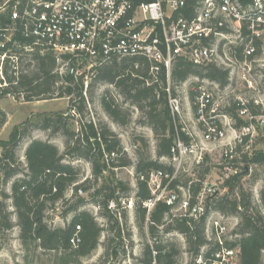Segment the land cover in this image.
I'll list each match as a JSON object with an SVG mask.
<instances>
[{
	"label": "trees",
	"instance_id": "16d2710c",
	"mask_svg": "<svg viewBox=\"0 0 264 264\" xmlns=\"http://www.w3.org/2000/svg\"><path fill=\"white\" fill-rule=\"evenodd\" d=\"M151 2L153 0H139ZM4 0H0V5ZM193 7L188 6L183 10L186 17L192 15ZM0 18L7 20V13H1ZM220 29H224L220 27ZM245 31L242 32L246 43ZM14 39L27 43L19 35ZM255 48L259 51L262 42L254 41ZM241 46H231L230 53L235 58L243 59L240 54ZM255 49V50H256ZM21 74L18 78L17 87L24 90L23 98L31 100L42 96L78 98L83 104V83L80 76L74 77L69 73H58L59 62L57 57L49 51L41 53L38 49L21 55ZM251 57V56H250ZM153 62L145 56L121 57L109 60L92 70L93 78L114 85L124 100L130 103L141 113L139 123L148 126L156 140L155 158L148 154V144L144 138L145 150L137 153L134 164L136 175V191L134 197V218L140 230L147 225L149 237H157V243L151 247L144 244L142 254L135 258L133 264H197L195 258L199 255L204 257L217 247V244L208 239L207 214L218 212L224 217L234 216L237 219L232 231L236 235L230 241V246L238 248L235 264H264V214L252 204L251 191L245 190L241 179L248 173L249 164L264 165V152L259 150L251 154L243 153L242 161L245 162L244 170L236 175L225 178L221 187L225 192L216 193L208 197L205 203L206 214L193 218L187 213L176 215L172 213V206L164 202H157L152 211L147 215L143 201L151 194L147 184L150 171L156 169L172 170L171 164L160 162V158H171V148L174 144L176 133L182 139L188 140L186 134L181 131V126L174 123L168 107V92L177 96L176 87L189 78L198 79L194 86L197 89L202 85L201 80L210 81L223 88L228 84L229 71L215 62L196 63L183 56L176 55L171 61L169 70L163 64H158V69L152 71ZM264 72V69H263ZM195 92H190V101L193 102ZM101 105L108 116L116 123L125 124L129 113L121 114V106L107 94L101 97ZM247 105L254 114L262 112L261 105L253 102ZM239 101L224 106L223 111L232 118L237 119V126L243 121L237 117ZM79 113L83 105L77 107ZM71 116L62 112L42 115L41 128L52 132H61L64 135L65 150L60 152L56 145L40 139H32L25 149V166L21 167L16 156V148L22 137H28L30 130L27 126L15 127L7 140L0 141V184L6 183L14 176L21 174L11 182L9 194L1 191L0 196V233L11 230L14 226L19 228V238L23 245L34 242L36 247L45 251L73 252L76 255H88L99 244V237L104 230L98 224L94 215L87 209H80L86 202V198L78 195V190L89 191L88 179L79 182L78 170L70 163L64 162V158H84L90 164V170L94 182L105 171L108 164L103 160L104 151H114L116 158L110 160L112 166L125 167L132 164L131 160L121 153L119 139L104 123L94 124L91 121L80 122L78 130L69 127ZM6 121V113L0 107V128ZM24 126V125H23ZM240 149V148H238ZM121 154V155H120ZM124 154V156H122ZM211 170L208 156H205L199 165H195L192 176L186 178L184 184H180L177 176L171 183V188L182 198L186 190L190 194L191 207L196 202V196L202 187V181ZM71 190L69 196L67 191ZM129 190L128 184L122 180L96 186L89 194L91 201L98 208L99 215L110 224L113 230V238L107 237L103 242L104 256L108 258L118 255V247L122 246V240L129 237L125 226H121L117 213L108 207L110 200H117L120 192ZM237 193V196L234 194ZM129 198V196H126ZM5 198L11 199L13 210L8 208ZM121 198V197H120ZM73 200L70 204L69 202ZM260 201L264 209V187L260 190ZM69 204L63 211L74 214L71 220L63 226L51 225L46 221L45 212L56 203ZM118 202V201H117ZM121 214V213H120ZM12 215H15L14 221ZM127 215L123 211L124 222ZM121 218V216H120ZM79 226V230L76 229ZM164 226L165 232L176 231L185 239V252L191 258L185 263L178 261L179 248L173 242H163L158 233L159 227ZM77 234L79 241L72 246L70 239ZM115 241V245L112 243ZM153 250L155 253H153Z\"/></svg>",
	"mask_w": 264,
	"mask_h": 264
},
{
	"label": "built area",
	"instance_id": "2783aa9c",
	"mask_svg": "<svg viewBox=\"0 0 264 264\" xmlns=\"http://www.w3.org/2000/svg\"><path fill=\"white\" fill-rule=\"evenodd\" d=\"M189 0H4L0 11L8 19L0 18V95H24L17 87L21 74V55L38 49L41 53L52 52L59 62L58 73L80 76L85 70H92L109 60L121 57L145 56L154 64L152 71L163 64L167 70L174 56H183L196 63L211 62L214 49L208 45L209 38L219 34L218 28L224 21L235 22L245 29L248 39L242 60L250 67L247 59L255 51V40L264 36V0H195L193 14L186 17L183 10ZM218 30V31H217ZM19 35L27 39L24 43L15 40ZM243 39V38H241ZM236 59V58H235ZM237 60V59H236ZM250 89H256L253 81L243 76ZM217 87V85L215 84ZM168 92V107L174 123L181 126L188 140L176 133L171 148L172 170L156 169L149 172L147 184L151 196L143 201L147 215L161 201L176 207L178 193L171 183L181 171L182 160L193 156L199 165L213 147L220 146L218 181H202L196 202L190 205L189 191L178 201L181 214L193 218L206 214L208 197L219 192L225 178L244 170L241 154H251L249 148L254 142L258 127L264 126V107L254 114L247 102L239 99L237 117L243 121L237 126V119L224 113V104L205 85L195 90L192 110L198 126L200 141L191 133L178 96ZM255 105L263 106L254 100ZM203 144L212 145L205 148ZM240 148V149H238ZM264 152V146L261 150ZM114 151L105 153V159L116 158ZM207 177V176H206ZM81 192V190H78ZM108 207L120 214L118 207L133 210L134 197L110 200ZM224 216L218 212L207 214L209 240L217 247L204 257L195 258L197 264H235L238 248L230 246L236 235L228 233ZM79 226L76 229L79 230ZM208 236V234H207ZM79 238L75 233L70 242L76 246ZM151 247L157 237H148ZM153 253L155 251L153 250Z\"/></svg>",
	"mask_w": 264,
	"mask_h": 264
},
{
	"label": "rangeland",
	"instance_id": "374dc122",
	"mask_svg": "<svg viewBox=\"0 0 264 264\" xmlns=\"http://www.w3.org/2000/svg\"><path fill=\"white\" fill-rule=\"evenodd\" d=\"M224 30L219 34H213L209 40L208 45L214 49L212 55V60L218 65L223 66L229 71L228 84L219 88L216 87L214 83L206 80H201L202 85L207 86L214 93L216 97H219L224 106L231 104L235 100L241 99L244 102H254L258 100L263 103L264 107V36H262L259 41L262 45L254 51L253 55L247 59L246 63L250 67L249 75L247 74V66H245L243 52L246 43L241 37H239V26L235 22L224 21ZM241 46L240 54L243 59L238 58L236 60L230 53L231 46ZM93 70H85L83 74L80 75L83 83V95L84 102L80 103L78 98L72 96V101L69 97L56 96V97H45L31 100H25L21 95L14 96H2L0 95V107L6 113V121L0 128V141L7 140L10 136L12 130L21 126L22 128L27 126L30 130V135L28 137H22L16 148V156L18 158L21 167L25 166V149L32 139H40L43 141H48L57 146L60 152L65 150L66 139L61 132H52L48 129H42L40 120L42 115L62 112L69 114L71 118L69 119V127L73 130H78L80 122L91 121L95 125L99 123H104L106 126L115 133L119 139L121 146V153L123 152L127 158H129L132 164L125 167L112 166L110 160L105 159V153L103 160L108 164V171L105 170L94 182L91 174L90 164L84 158H74L68 159L64 158V162L70 163L78 170L79 182L88 179L89 191H78V195L86 198L85 204L80 209H87L90 211L98 224L103 227V231L99 237V244L92 250L88 255H76L73 252H54L45 251L36 247L34 242H29L25 245L22 244L19 238V228L14 226L11 230L0 233V264H133L135 258L140 257L142 254L144 244L148 243V237L150 235L147 225L143 227L142 230L135 223L134 212L135 210H129L123 207H118V211L121 214H117L119 217V222L121 226H125V231L129 233V237H125L122 240V246L118 247V255L116 257L108 258L103 257L104 246L103 242L107 237L113 238V230L110 224L99 215L98 208L94 205L89 197V194L94 190V188L100 185H106L110 182L114 184L116 180H122L128 184L129 190L126 192L118 193L120 197L115 200L127 198L126 196H133L136 191V175L134 169V162L137 158V153L145 150L143 142L140 138H144L148 144V154L155 158V145L156 140L154 138L152 130L139 123V118L141 116L140 111H138L128 100H124V97L119 93V90L112 84L107 83L102 80L93 78ZM244 75L249 77L256 89H250L247 86V82L244 79ZM198 79L189 78L182 84L176 87V94L180 99L183 113L185 116L186 123L194 135L195 139L200 141L199 129L194 122V115L191 109L190 92H195L194 83ZM111 96L116 103L121 106L122 116L129 113L127 123L119 124L113 121L110 116L104 111L101 105V97L104 95ZM83 105V110L81 113L78 112L77 107ZM24 125V126H23ZM205 148H211L210 144H203ZM264 146V126L258 127L256 131V136L254 142L251 144L249 151L250 153L262 150ZM220 146L213 147V151L208 153V162L211 166V170L207 175L206 179L208 181H218L219 185V172L218 163L220 160ZM124 154L122 156H124ZM121 155V154H120ZM160 162L164 164H171L172 162L169 158L162 157ZM195 159L193 156H187L182 160L181 171L178 174L180 179V184L186 182L188 176H192V171L195 167ZM21 176L18 174L8 180L4 184H0V196H2L1 191L9 194L11 191V182ZM242 186L245 190L251 191L252 193V204L257 207L263 214L264 209L260 201V190L264 187V165L261 164H249L248 173H246L241 179ZM219 192L223 194L225 188L222 189L219 186ZM71 190H68L66 195L69 196ZM237 196V193L234 194ZM5 202L8 204V208L13 210L11 205V199L5 198ZM71 200L69 204L72 202ZM62 205L58 202L53 207L48 208L45 212L46 221L51 225L63 226L68 223L74 212L68 211L65 215H62L66 207L69 206ZM123 211L127 215L126 220L122 218ZM182 209L176 206L172 213L179 215L182 213ZM121 216V218H120ZM15 221V215H12ZM226 220V225L228 228V233L231 234L237 219L234 216L224 217ZM209 228L206 229L208 237L210 235ZM160 239L165 242H173L179 248L178 261L180 263H185L190 260L191 256L185 252L186 244L184 237L177 233L176 231L165 232L164 226L159 227L158 233ZM113 245L117 244L115 241Z\"/></svg>",
	"mask_w": 264,
	"mask_h": 264
},
{
	"label": "crops",
	"instance_id": "0c3cea01",
	"mask_svg": "<svg viewBox=\"0 0 264 264\" xmlns=\"http://www.w3.org/2000/svg\"><path fill=\"white\" fill-rule=\"evenodd\" d=\"M188 4L189 5H191L192 7H193V9H194V5H195V0H189V2H188ZM188 4H187V6H188ZM186 6V7H187ZM2 12L0 11V14H1ZM184 14V13H183ZM192 14H193V11H192ZM224 28V27H223ZM218 30H219V32H222L224 29H220V28H218ZM217 30V31H218ZM245 31V29H243V28H240L239 27V33H238V35H239V37H241V38H243V34H242V32H244ZM246 32V31H245ZM247 33V32H246ZM246 33H245V36L244 37H246ZM233 58H235L234 56H233ZM237 60H238V58H236ZM191 109H192V104H191ZM192 112H193V110H192Z\"/></svg>",
	"mask_w": 264,
	"mask_h": 264
}]
</instances>
